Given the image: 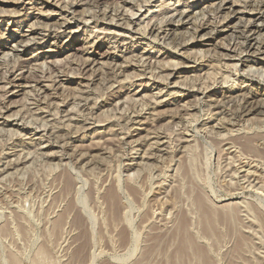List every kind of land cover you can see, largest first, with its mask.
I'll return each mask as SVG.
<instances>
[{
	"label": "rangeland",
	"instance_id": "1",
	"mask_svg": "<svg viewBox=\"0 0 264 264\" xmlns=\"http://www.w3.org/2000/svg\"><path fill=\"white\" fill-rule=\"evenodd\" d=\"M252 92L264 0H0V264H264Z\"/></svg>",
	"mask_w": 264,
	"mask_h": 264
},
{
	"label": "bare ground",
	"instance_id": "2",
	"mask_svg": "<svg viewBox=\"0 0 264 264\" xmlns=\"http://www.w3.org/2000/svg\"><path fill=\"white\" fill-rule=\"evenodd\" d=\"M107 0H94V2H96L97 4L99 3H103ZM261 1V0H260ZM92 2V1H91ZM253 4V3H252ZM251 5V4H249ZM221 6V5H220ZM248 6V5H246ZM252 6V5H251ZM255 8L256 7H260L261 4H254ZM212 7V6H211ZM253 7V6H252ZM215 8V7H214ZM254 8V9H255ZM217 9V8H216ZM176 15L177 17H183L184 16V13L179 11V10H176L175 13H173L171 15L174 16ZM186 16V15H185ZM129 22V21H128ZM172 20L170 19L168 21V23H171ZM211 24V23H210ZM205 25H207L206 21L199 24L198 25V28L200 27H204ZM197 27V26H196ZM148 33H152V32H157L159 30V28L153 23L151 26H149L148 28ZM254 28L253 26L251 25H247V26H244V27H241V28H238L236 29L234 32H235V37L237 39H242L243 42L246 43V48H248V40H249V34L251 32H253ZM145 32V31H144ZM239 41V40H238ZM261 47V46H260ZM260 49V48H259ZM241 54V53H240ZM172 64V63H171ZM175 65V64H174ZM173 65V66H174ZM235 68V67H234ZM13 72V71H12ZM10 74H11V71H10ZM169 75V74H168ZM44 77V76H43ZM7 80L10 82L11 79H9L7 77ZM33 81H36V82H39L41 81L39 77H33L32 78ZM245 93V92H244ZM246 94L243 95V103L239 109V111L235 114V118H239L243 115H246V114H250V113H254V112H263L264 111V103H262V101H258V102H255V101H251V99L255 98V93L252 92V94L250 96H245ZM86 97V96H85ZM232 100V99H231ZM241 102V101H240ZM255 102V103H254ZM128 132V131H127ZM246 135V134H245ZM244 137H248L247 141L244 142V143H239L240 145V148H246V149H251L252 151L254 152H259V153H262L264 154V132H254L252 133L251 135H248V136H244ZM243 137V138H244ZM238 143V142H237ZM249 143V144H248ZM230 145L234 143H229ZM57 145V144H56ZM230 148V147H229ZM232 148V147H231ZM239 148V149H240ZM52 155L53 157L56 156L54 153L50 154ZM21 162V161H20ZM247 164V163H246ZM65 169V168H64ZM67 169V168H66ZM62 171V170H61ZM247 171V170H246ZM71 173H69L68 170H64L63 172V178H62V185H61V190L63 189L64 190V193L65 191L68 192V189L71 188L72 186V181L71 177L70 176ZM254 174V173H253ZM255 176V175H254ZM73 188V187H72ZM134 188V187H133ZM112 189V188H111ZM69 196V192L67 194V196L65 197V199H69L68 198ZM71 199V198H70ZM69 199V200H70ZM67 201V200H66ZM102 201V200H101ZM69 202V201H68ZM71 202V201H70ZM104 202H105V206L107 208V210L110 212V215H111V218L113 219H118L117 218V214H118V211H119V208H120V202L118 201V198L116 196V192L113 191V190H108L107 193L105 194V199H104ZM199 207L201 208L203 214H207V208L204 207V204L202 203L201 200H199ZM66 210H64V213L62 215V217L65 219V217H70L71 218V224H72V227L76 226V228H81L83 226V222H82V214L80 212V209H78L76 206H74L73 204L71 205L70 203V206L68 204V207H65ZM64 208V209H65ZM109 214V213H108ZM61 217V219H63ZM59 219L57 221V224L58 226H60L62 224V220ZM66 223V222H65ZM181 227H184L185 223H184V220L181 222ZM77 228V229H78ZM84 228V227H82ZM81 228V230H82ZM177 237V236H176ZM188 238L187 236H180V238L178 240H180L179 242V245H178V259H179V262H181L182 260H185L186 257L188 256V249L186 248L185 246V243H188ZM81 239H83V237H81ZM85 239V238H84ZM75 240V239H74ZM178 242V241H177ZM175 261V260H174ZM173 262V261H172ZM178 261H175L173 262V264H180ZM172 264V263H171Z\"/></svg>",
	"mask_w": 264,
	"mask_h": 264
}]
</instances>
